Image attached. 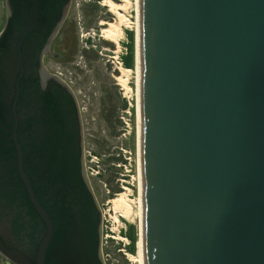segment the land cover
Here are the masks:
<instances>
[{
  "label": "water",
  "instance_id": "1",
  "mask_svg": "<svg viewBox=\"0 0 264 264\" xmlns=\"http://www.w3.org/2000/svg\"><path fill=\"white\" fill-rule=\"evenodd\" d=\"M70 0H5L0 251L104 264L72 90L42 64ZM142 264H264V0H136Z\"/></svg>",
  "mask_w": 264,
  "mask_h": 264
},
{
  "label": "rangeland",
  "instance_id": "2",
  "mask_svg": "<svg viewBox=\"0 0 264 264\" xmlns=\"http://www.w3.org/2000/svg\"><path fill=\"white\" fill-rule=\"evenodd\" d=\"M132 3L134 15L130 12L129 4L128 9L120 11V16L110 12L108 6L98 5L95 19L98 20V17L102 16L103 21L106 19L108 22H114L118 28L111 32L116 35V40L119 36L117 43L108 37L104 40L103 37L96 36L99 50L94 49L95 53L89 52L85 55L82 51L84 46L82 48L79 41L74 58L67 64L78 73L79 83H76V87L82 98L84 94L86 148L91 152H98L102 157L100 165L103 170L96 172L97 168L93 166V161H90L93 155H87L88 165L94 168H91L90 178L104 210V223L107 226L104 231L107 264H142L140 242H136L138 244L134 253L126 249L118 250L115 242L122 240V243L127 245L128 238H125L120 230L127 228L128 224H133L139 230L140 224L137 211L138 156L135 146L137 118L134 106L137 87L134 80L135 71L131 68L123 69L122 64L125 43L128 42L127 30L136 27L133 0ZM95 26L96 22L94 31ZM104 27L108 29L112 26L105 24ZM124 70L130 72L125 73ZM118 190L120 191L116 192ZM107 194L111 197L108 198Z\"/></svg>",
  "mask_w": 264,
  "mask_h": 264
},
{
  "label": "flooded vegetation",
  "instance_id": "3",
  "mask_svg": "<svg viewBox=\"0 0 264 264\" xmlns=\"http://www.w3.org/2000/svg\"><path fill=\"white\" fill-rule=\"evenodd\" d=\"M134 1V0H133ZM130 4V12L134 15V6L132 0H70V4L66 13L65 18L59 25L55 35L50 40L48 46L46 47L43 55H42V64L44 68L51 74L58 76L61 80H63L68 87L72 90L80 118L82 124V133H83V153H84V166L86 171V176L88 182L92 188L95 198L99 204V207L102 212V206L100 201L98 200L96 190L92 184L91 178L89 176L87 170V155L91 154L86 148L87 143V132L85 126V113L86 108L83 104L85 101L84 94L83 98L81 97V92L77 89L76 83H79V75L77 72L73 71L71 68L67 66V64L74 58L76 53V44L80 41V44L83 48V52L87 55L89 52L95 53L97 49V44L93 41L98 39L99 37L106 36L110 40L116 42L115 36L111 30L116 31L117 26L114 25V22H108L106 19L103 21L102 16H99L98 20H96L97 11L99 9L98 5L101 6H108L110 12L119 14L120 11L128 9V5ZM135 4V16L136 13V3ZM122 16H124L122 14ZM104 17V16H103ZM6 20V7H5V0H0V32L2 31ZM96 20V21H95ZM94 22H96V30L94 31ZM105 24H109L112 27L108 29L104 27ZM137 24V21H136ZM137 27V25H136ZM133 29V28H132ZM120 34L122 32V28H120ZM105 34L103 35V33ZM109 32V33H108ZM112 33V35H110ZM123 34V33H122ZM128 35V42H129V32ZM96 36L98 38H96ZM105 40V38H104ZM128 42L125 43V55L128 54ZM117 43V42H116ZM112 51V50H111ZM123 56V57H124ZM128 69V68H123ZM133 68H131L132 70ZM135 73V72H134ZM0 264H18L17 262L13 261L7 254L0 251Z\"/></svg>",
  "mask_w": 264,
  "mask_h": 264
},
{
  "label": "trees",
  "instance_id": "4",
  "mask_svg": "<svg viewBox=\"0 0 264 264\" xmlns=\"http://www.w3.org/2000/svg\"><path fill=\"white\" fill-rule=\"evenodd\" d=\"M128 54L126 56H124V66L128 67V68H132L133 67V57H134V42H133V33L130 31L129 32V42H128ZM120 190L116 191L119 192ZM121 233L128 237L129 239V244L126 246V249L131 252L134 253L135 252V243L137 241V228H135V226L133 224H128V227L126 228V230L122 231ZM117 248H119V246H117Z\"/></svg>",
  "mask_w": 264,
  "mask_h": 264
},
{
  "label": "bare ground",
  "instance_id": "5",
  "mask_svg": "<svg viewBox=\"0 0 264 264\" xmlns=\"http://www.w3.org/2000/svg\"><path fill=\"white\" fill-rule=\"evenodd\" d=\"M134 2L136 3V0H134ZM137 10V9H136ZM137 18V16H136ZM136 22V21H135ZM137 25V24H136ZM133 30L135 32V38H136V44H137V27H133ZM135 44V46H136ZM133 71H135V86L137 87L136 89V99H135V108H136V118H137V122H136V130H137V134H136V137L138 135V77H137V51L135 52V55H134V68L132 69ZM124 72H130L129 70H124ZM122 81H124L122 79ZM137 101V102H136ZM138 138V137H137ZM138 156V154H137ZM138 159V157H137ZM137 165H138V169H139V159H138V162H137ZM138 182H139V176H138ZM122 203V202H121ZM137 204H138V208H137V211H138V217L140 218V194H139V191H138V198H137ZM121 206V205H120ZM138 235H140V224H139V230H138ZM138 242H140V238L138 240ZM138 244V243H136ZM140 249H141V243H140ZM141 256H142V253H141Z\"/></svg>",
  "mask_w": 264,
  "mask_h": 264
}]
</instances>
